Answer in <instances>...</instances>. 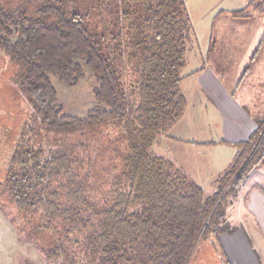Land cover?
Listing matches in <instances>:
<instances>
[{
	"label": "trees",
	"instance_id": "16d2710c",
	"mask_svg": "<svg viewBox=\"0 0 264 264\" xmlns=\"http://www.w3.org/2000/svg\"><path fill=\"white\" fill-rule=\"evenodd\" d=\"M92 1L37 0L30 13L0 0V49L17 66L12 81L29 112L0 196L58 264H190L202 243L236 231L225 207L264 165V129L233 144L207 192L155 152L184 116L182 81L205 68L185 72L193 50L186 0ZM86 70L97 106L65 115L51 77L74 87Z\"/></svg>",
	"mask_w": 264,
	"mask_h": 264
},
{
	"label": "rangeland",
	"instance_id": "374dc122",
	"mask_svg": "<svg viewBox=\"0 0 264 264\" xmlns=\"http://www.w3.org/2000/svg\"><path fill=\"white\" fill-rule=\"evenodd\" d=\"M92 2V0H87V5H90ZM4 4L6 7L19 10L22 8L26 11L28 10L30 13H33L36 7H38L37 0H4ZM215 5L218 7H214ZM186 6L191 23L193 24V50L191 51L192 54L190 53V59L185 72H193L205 64L220 79H227V76L230 78L233 73L230 70H225L230 68L225 65V62L227 60L230 61L231 67L234 69L233 65H236V57L225 56L228 51L233 49V43L232 41H226L225 43L224 40H219L217 34L220 25H228L229 33L238 37L240 36L239 33L256 32L259 27L262 31L264 29V16L262 17L260 12L264 11V0H256L255 3L251 1L246 6V16L251 17L249 21L240 22L246 16L242 18L230 15L226 19L214 21V26L211 25L213 13L207 17L208 13L212 11L218 13L222 10L237 8L233 0H186ZM256 11L260 12L256 13ZM211 26L213 27V32L210 31V28L212 29ZM246 62L248 63L247 68L252 70L247 79V85L251 86L253 83H259L260 85L261 82H264V53L257 57L255 63H252L249 59ZM17 70V66L0 49V182L4 181L6 169L10 161L9 158L16 143L14 142L16 141L15 137L17 138L16 135L19 136L24 120L29 117L23 93L12 81ZM51 78L58 93L59 104L63 107L65 115L83 117L97 106L94 97L97 83L89 70H86L85 77L80 79L74 87H68L60 83L55 76ZM206 103L197 104V116L200 119H206L210 123L209 129L212 132V136L217 138L218 132L221 133V128L219 127L220 120H217L211 105ZM244 106L251 112H258L259 115L264 111V104ZM260 125L264 129V117L260 121ZM262 135L261 138L263 139L264 133ZM258 149L257 146L254 150L257 151ZM219 152L221 159L223 157L230 158L231 153L229 149L225 148V152L223 150ZM217 153L218 150L212 149L207 150L206 154L204 152L201 154L198 150H194L189 153V156L195 162H202V159L207 162L206 159L211 157V161L216 162L219 160ZM109 160L110 155L107 153L100 154L98 171L103 172ZM224 165L226 164L224 163ZM217 172L205 171L199 179H197L199 177L197 175L189 176L208 192L218 177ZM245 179H250L248 185L249 183L250 185L255 184V190H264V165L254 167ZM257 179L259 180L256 184ZM237 199L238 197H234L230 198L229 201L236 203ZM227 207L226 205L225 210ZM24 225L23 217L15 205L10 202L8 196H0V264H58L44 257L46 254L43 255L44 253L40 251L36 241L32 239L29 229H25ZM224 257L226 255L222 252L219 244L213 243V239H210L200 245L197 255L190 264H222Z\"/></svg>",
	"mask_w": 264,
	"mask_h": 264
},
{
	"label": "crops",
	"instance_id": "0c3cea01",
	"mask_svg": "<svg viewBox=\"0 0 264 264\" xmlns=\"http://www.w3.org/2000/svg\"><path fill=\"white\" fill-rule=\"evenodd\" d=\"M233 1L237 8L208 13L207 17L213 13L212 26L214 21L226 19L230 15L235 17L236 12L242 13L244 18L246 6L251 1L256 2V0ZM260 13L263 17L264 11ZM250 18L246 16L240 22L249 21ZM212 30L213 27L210 28L211 32ZM229 32L228 25L222 24L217 37L225 43L226 41L233 43V49L225 54L226 57H236L234 69L230 61L225 62V65L230 67L225 70H230L233 73L232 76L230 78L227 76L228 80L220 79L210 67L204 64L202 65L204 69L183 80L181 91L187 101L184 116L170 129L169 137L163 138L155 147L158 155L171 159L188 176H199L197 179L201 178L205 171H218L217 175L224 171L236 153L233 144L249 140L264 117V111L259 115L258 112H251L244 106L264 104V82L260 85L259 83L247 85V79L252 70L247 68L246 62L249 59L255 63L257 57L264 53V29L261 31L259 27L256 32L239 33V37ZM196 101L199 102L196 103ZM206 102L213 108L217 120H220L221 133L218 132L217 138L212 136L209 129L210 123L197 116V104ZM208 143L212 144L206 146ZM225 148L229 149L230 158L221 159L219 151L225 152ZM209 149L218 150V161H211V157L206 159L207 162L203 159L202 162H195L189 156V153L194 150L206 154ZM249 180L247 179L242 186L236 203L230 202L226 209L227 220L236 231L233 234L222 235L218 240L222 252L226 255L222 264H264V190H255V184L248 185Z\"/></svg>",
	"mask_w": 264,
	"mask_h": 264
}]
</instances>
